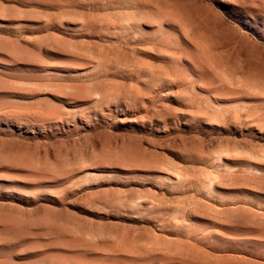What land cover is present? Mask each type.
Instances as JSON below:
<instances>
[{"label":"rangeland","instance_id":"1","mask_svg":"<svg viewBox=\"0 0 264 264\" xmlns=\"http://www.w3.org/2000/svg\"><path fill=\"white\" fill-rule=\"evenodd\" d=\"M0 264H264V0H0Z\"/></svg>","mask_w":264,"mask_h":264}]
</instances>
